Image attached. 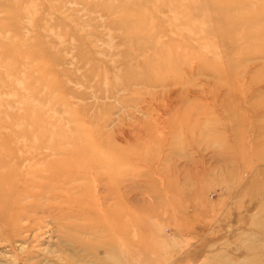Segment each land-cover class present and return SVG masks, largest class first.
Listing matches in <instances>:
<instances>
[{"label":"rangeland","instance_id":"obj_1","mask_svg":"<svg viewBox=\"0 0 264 264\" xmlns=\"http://www.w3.org/2000/svg\"><path fill=\"white\" fill-rule=\"evenodd\" d=\"M0 264H264V0H0Z\"/></svg>","mask_w":264,"mask_h":264},{"label":"bare ground","instance_id":"obj_2","mask_svg":"<svg viewBox=\"0 0 264 264\" xmlns=\"http://www.w3.org/2000/svg\"><path fill=\"white\" fill-rule=\"evenodd\" d=\"M110 150H111V149H110ZM83 153H84V152H83ZM83 153H82V154H83ZM86 153H87V151H86ZM86 153H84V156H86V157H87V155H85ZM82 156H83V155H82ZM104 229H105V228H104Z\"/></svg>","mask_w":264,"mask_h":264}]
</instances>
